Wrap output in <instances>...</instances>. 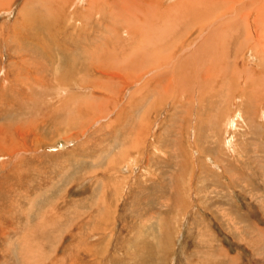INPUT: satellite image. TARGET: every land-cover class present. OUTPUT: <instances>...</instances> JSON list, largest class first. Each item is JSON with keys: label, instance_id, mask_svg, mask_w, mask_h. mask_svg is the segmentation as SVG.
<instances>
[{"label": "rangeland", "instance_id": "rangeland-1", "mask_svg": "<svg viewBox=\"0 0 264 264\" xmlns=\"http://www.w3.org/2000/svg\"><path fill=\"white\" fill-rule=\"evenodd\" d=\"M217 1L0 0V264H264V0Z\"/></svg>", "mask_w": 264, "mask_h": 264}, {"label": "bare ground", "instance_id": "bare-ground-1", "mask_svg": "<svg viewBox=\"0 0 264 264\" xmlns=\"http://www.w3.org/2000/svg\"><path fill=\"white\" fill-rule=\"evenodd\" d=\"M125 1H126V0H125ZM195 1H196V0H195ZM199 1L202 2V0H199ZM204 1H205V0H204ZM210 1H211V0H210ZM213 1H214V0H213ZM218 1H219V0H218ZM218 1H217V2H218ZM197 2H198V1H197ZM201 2H200V3H201ZM202 3H203V5H204V3H206V2H202ZM214 3H216V2H214ZM219 3H220V2H219ZM219 3H217V4H219ZM228 3H229V2H228ZM236 3H237V2H236ZM132 4H133V3H132ZM153 4H154V3H153ZM193 4H195V3H193ZM206 4H207V3H206ZM235 5H236V4H235ZM77 6H78V5H77ZM184 6H185V5H184ZM204 6L207 7V5H204ZM209 6H210V5H209ZM209 6H208V7H209ZM212 6H213V7H214V6L216 7V5H211V6H210L211 9H212ZM90 7H91V6H90ZM171 7H172V6H171ZM200 7H201V6H200ZM9 8H10V7H9ZM78 8H79V7H78ZM186 8H187V7H186ZM47 9H48V8H47ZM169 9H170V8H169ZM175 9H176V8H175ZM180 9H181V8H180ZM187 9H188V8H187ZM187 9H186V10H187ZM245 9H246V8H245ZM79 10H80V9H79ZM137 10H138V9H137ZM206 10L209 12L208 9H206ZM232 10H233V9H232ZM248 10H249V9H248ZM187 11H188V10H187ZM227 11H229V10H227ZM158 12H159V11H158ZM158 12H157V13H158ZM164 12H165V11H164ZM180 12H181V11H180ZM189 12H190V11H189ZM235 12H237V11H235ZM192 13H193V12H192ZM212 13H213V12H212ZM226 13H227V12H226ZM228 13H229V12H228ZM248 13H249V12H248ZM185 14H186V13H184V15H185ZM231 14H232V13H231ZM246 14H247V13H246ZM202 15H203V14H202ZM226 15H227V14H226ZM226 15H225V16H226ZM233 15H235V14H233ZM233 15H232V16H233ZM248 15H249V14H248ZM221 16H222V14H221ZM123 17H124V16H123ZM208 17H209V16H208ZM208 17H206L207 20H209ZM249 17H250V16H249ZM260 17H261V16H260ZM28 18H29V17H28ZM28 18H27V19H28ZM182 18H183V17H182ZM209 18H210V17H209ZM36 19H37V18H36ZM54 19H55V18H54ZM136 19H137V18H136ZM138 19H139V18H138ZM184 19H185V18H184ZM76 20H77V19H76ZM172 20H173V19H172ZM215 20H216V19H215ZM215 20H214V21H215ZM98 21H99V20H98ZM107 21H108V20H107ZM244 21H245V20H244ZM182 22H183V21H182ZM206 22H208V21H206ZM215 22H216V24H217V20H216ZM218 22H219V21H218ZM30 23H31V22H30ZM210 23H211V22H210ZM210 23H209V24H210ZM153 25H154V24H153ZM205 25H206V24H205ZM211 25H212V24H211ZM48 26H49V25H48ZM207 26H208V25H207ZM174 27H175V26H174ZM215 27H216V26H215ZM31 28H32V27H31ZM203 28L206 29V27H203ZM208 28H209V27H208ZM163 29H164V28H163ZM248 30H249V29H248ZM249 31H251V30H249ZM165 33H166V32H165ZM163 34H164V33H163ZM255 34H256V33H255ZM260 34H261V33H260ZM167 35H168V34H166V36H167ZM162 36H163V35H162ZM248 36H249V35H248ZM135 37H136V36H135ZM253 37H254V36H253ZM157 38H158V37H157ZM255 38H256V37H255ZM260 38H261V37H260ZM262 38H263V37H262ZM262 38H261V39H262ZM171 39H172V38H171ZM95 40H96V39H95ZM263 40H264V39H263ZM247 41H248V40H247ZM257 41H258V40H257ZM261 43H262V42H261ZM263 43H264V42H263ZM179 44H180V43H179ZM251 44H252V43H251ZM149 45H150V44H149ZM168 45H169V44H168ZM262 45H263V44H262ZM150 46H151V45H150ZM260 46H261V45H260ZM263 46H264V45H263ZM263 46H262V48H263ZM139 47H140V46H139ZM179 47H180V46H179ZM174 49H175V48H174ZM255 49H256V48H255ZM182 50H183V49H182ZM172 51H173V50H172ZM263 51H264V50H263ZM253 53H254V52H253ZM64 55H65V54H64ZM60 56H61V55H60ZM63 57H64V56H63ZM63 57H62V58H63ZM68 59H70V58H68ZM81 59H82V58H81ZM66 60H67V59H66ZM174 60H175V59H174ZM68 61H69V60H68ZM65 62H66V61H65ZM70 62H71V61H70ZM172 63H173V62H172ZM64 65H65V63H64ZM244 65H245V64H243V66H244ZM65 66H66V65H65ZM205 78H207V77H205ZM250 78H252V77H250ZM235 114H236V113H235ZM137 148H138V147H137Z\"/></svg>", "mask_w": 264, "mask_h": 264}]
</instances>
